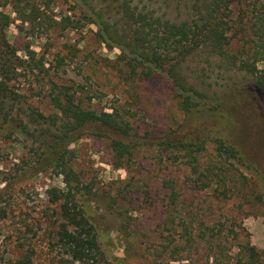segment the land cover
<instances>
[{"label": "rangeland", "instance_id": "rangeland-1", "mask_svg": "<svg viewBox=\"0 0 264 264\" xmlns=\"http://www.w3.org/2000/svg\"><path fill=\"white\" fill-rule=\"evenodd\" d=\"M119 1L38 0L49 23L69 16L77 25L39 31L26 24L21 34L17 21L9 28L19 55L28 59L24 49L29 47L36 59L43 56L44 65L42 71L21 70L10 84L15 95L0 102V264H18L23 255H29L32 264H79L56 246L58 206L47 194L52 186L66 188L61 169L48 163L50 151L45 150L63 134L64 116L53 105L52 94L64 86L75 102L96 110L116 109L133 127L126 136L100 126L76 139L60 137L61 151L67 152L66 161L79 177L112 264H248L240 246L250 242L264 250V204L252 208L244 202L241 209L242 196L220 193L216 178L203 187L183 154L161 142L192 133L223 137L241 151L247 163L236 167L258 183L264 197V87L254 84L251 75L208 59L203 49L183 64L185 76L200 92L191 112L180 107L165 75L127 79L114 67L120 50L100 43L97 26L90 21L95 9L123 29ZM128 2L176 22L194 10V0ZM4 9L12 13L11 5ZM233 9L237 16L236 3ZM242 42L233 49L239 50ZM114 138L129 146L131 156L117 157L111 146ZM206 146L199 171L210 163L216 145L207 139ZM49 149L53 152L52 146ZM184 220L196 241L179 249L186 238Z\"/></svg>", "mask_w": 264, "mask_h": 264}, {"label": "trees", "instance_id": "trees-1", "mask_svg": "<svg viewBox=\"0 0 264 264\" xmlns=\"http://www.w3.org/2000/svg\"><path fill=\"white\" fill-rule=\"evenodd\" d=\"M235 3L238 5L237 16L233 9ZM8 5H11L12 13L4 9ZM118 7L123 29L109 24L103 14L95 9L90 16V21L97 26V40L111 50H120L114 67L121 75L125 73L127 79L149 78L155 73L165 75L173 83L180 107L186 112H191L198 104L195 97L200 92L185 76L183 64L199 49L207 51L208 59H217L229 70L245 72L253 77L254 84L264 87V67H258V63H264V0H194L195 12L193 10L188 18L180 22L139 10L128 0H120ZM87 15L84 16L89 17ZM17 21L21 22L18 26L21 34L25 33L26 24L39 31H46L56 25L66 29L76 24L69 16H62L60 20L53 18L52 23H49L47 10L41 7L38 0H0V102L15 93L10 84L19 79L21 70L29 67L42 71L44 65L43 56L36 59L35 50L29 47L24 49L28 59L19 55L20 48L14 44L11 39L13 34L9 32V28ZM238 40L243 42L236 51L233 48ZM52 100L55 108L64 116L63 134L57 135L58 140L54 144L45 145V150L50 151L46 160L54 168L61 169L66 183L65 189L52 186L47 190L50 201L58 206L54 225L56 246L79 264H112L102 246L101 233L89 212L88 200L82 192L79 177L73 165L66 161L67 152L61 151L60 137L63 140L76 139L90 127L99 129L100 126L126 136L133 127L116 109L111 112L96 110L75 102L73 93L66 86L52 94ZM35 112L46 118L39 111ZM47 118L57 120L54 116ZM207 139H211L216 146L210 163L199 171L202 152L207 149ZM40 143L42 147L44 143ZM161 143L167 149L183 154L192 170L199 174L197 182L203 187L211 185V181L216 178L215 183L222 187L220 193L225 195L231 191L242 196L241 209L244 202L252 208L258 203L264 204L258 183L236 167V164L247 163L245 157L223 137L192 133ZM51 146L53 152L49 149ZM111 146L119 159L132 154L121 139L114 138ZM171 195L175 200L178 192L174 190ZM187 228L188 222L184 220L186 238L180 242L181 245L176 246L179 249L191 247L196 241ZM200 236L205 238V232L200 233ZM240 252L248 264L264 261V250L250 242L242 244ZM18 264H32V259L29 255H23Z\"/></svg>", "mask_w": 264, "mask_h": 264}]
</instances>
